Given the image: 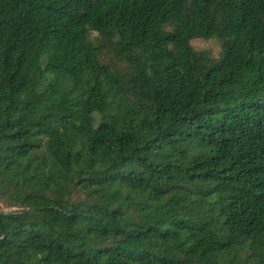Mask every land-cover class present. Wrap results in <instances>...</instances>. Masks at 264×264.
<instances>
[{
	"label": "trees",
	"instance_id": "1",
	"mask_svg": "<svg viewBox=\"0 0 264 264\" xmlns=\"http://www.w3.org/2000/svg\"><path fill=\"white\" fill-rule=\"evenodd\" d=\"M0 204V264H264V0H0Z\"/></svg>",
	"mask_w": 264,
	"mask_h": 264
},
{
	"label": "rangeland",
	"instance_id": "2",
	"mask_svg": "<svg viewBox=\"0 0 264 264\" xmlns=\"http://www.w3.org/2000/svg\"><path fill=\"white\" fill-rule=\"evenodd\" d=\"M191 46L196 50H208L213 57L217 58L219 56L220 47L218 41L215 39L211 40H193L191 41ZM0 209L3 210L5 207L0 204Z\"/></svg>",
	"mask_w": 264,
	"mask_h": 264
}]
</instances>
